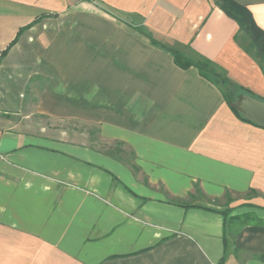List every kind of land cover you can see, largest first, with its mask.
Segmentation results:
<instances>
[{
  "label": "crops",
  "instance_id": "crops-1",
  "mask_svg": "<svg viewBox=\"0 0 264 264\" xmlns=\"http://www.w3.org/2000/svg\"><path fill=\"white\" fill-rule=\"evenodd\" d=\"M137 28L264 100L215 0H0V264H264V128Z\"/></svg>",
  "mask_w": 264,
  "mask_h": 264
},
{
  "label": "trees",
  "instance_id": "trees-1",
  "mask_svg": "<svg viewBox=\"0 0 264 264\" xmlns=\"http://www.w3.org/2000/svg\"><path fill=\"white\" fill-rule=\"evenodd\" d=\"M215 3L227 16L237 23L238 30L234 34V40L254 59L264 74V31L256 25L250 11L245 6L234 0H215ZM137 30L145 35L153 44L168 50L172 54L174 62L179 67L188 68L193 66L208 80L220 86L222 95L226 103L231 106L233 112L242 120L249 121L242 116L241 110L239 109V101L243 94L255 95L232 81L221 67L198 53L191 51V53L187 54L179 49L166 47L151 37L142 28H137ZM241 34L248 36L247 42L241 40ZM222 213L225 215L226 210L222 211Z\"/></svg>",
  "mask_w": 264,
  "mask_h": 264
},
{
  "label": "water",
  "instance_id": "water-1",
  "mask_svg": "<svg viewBox=\"0 0 264 264\" xmlns=\"http://www.w3.org/2000/svg\"><path fill=\"white\" fill-rule=\"evenodd\" d=\"M243 117L264 128V100L244 94L239 101Z\"/></svg>",
  "mask_w": 264,
  "mask_h": 264
},
{
  "label": "rangeland",
  "instance_id": "rangeland-1",
  "mask_svg": "<svg viewBox=\"0 0 264 264\" xmlns=\"http://www.w3.org/2000/svg\"><path fill=\"white\" fill-rule=\"evenodd\" d=\"M240 38H241V40H243V41H245V42H247V40H248V36H247L246 34H241V35H240ZM62 126H65V124L62 125ZM222 202H224V200H222ZM218 203H220V202H218ZM253 215H254V214H253ZM254 217H256V216L254 215Z\"/></svg>",
  "mask_w": 264,
  "mask_h": 264
}]
</instances>
